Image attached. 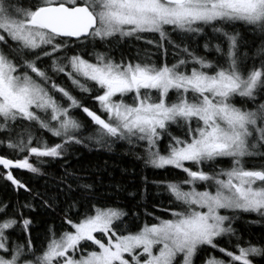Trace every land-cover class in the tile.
<instances>
[{
	"label": "snow or ice",
	"instance_id": "obj_1",
	"mask_svg": "<svg viewBox=\"0 0 264 264\" xmlns=\"http://www.w3.org/2000/svg\"><path fill=\"white\" fill-rule=\"evenodd\" d=\"M237 23L264 33V0H0V146L27 153L0 154V176L15 191L59 206L57 195L44 199L12 169L41 174L37 164L82 143L83 124L72 114L78 108L94 125L90 142L126 141L142 150L146 164L184 174L153 181L170 194L169 204L145 210L151 222L129 230L121 227L123 208L91 195L88 177L65 169L57 192L70 193L75 183L90 195L86 203L69 197L61 228L49 225L40 245L33 244V220L25 215L35 206L0 200V264H197L198 257L199 264H254L264 256V243L244 240L233 227L240 213L264 220V165L246 166L247 158L264 156V45L241 52L240 34L229 30ZM206 27L221 40L203 44L216 58L172 38L200 36ZM130 37L149 48L116 57L96 47ZM60 75L81 96L97 93V109L57 83ZM43 131L59 142L49 144L38 135ZM223 158L230 166L215 164ZM20 233L23 239H15ZM220 238L234 250L220 247ZM209 248L222 255L206 253Z\"/></svg>",
	"mask_w": 264,
	"mask_h": 264
},
{
	"label": "trees",
	"instance_id": "obj_2",
	"mask_svg": "<svg viewBox=\"0 0 264 264\" xmlns=\"http://www.w3.org/2000/svg\"><path fill=\"white\" fill-rule=\"evenodd\" d=\"M229 30H234L240 34L239 43L241 45V52L247 51L251 55L258 47L264 45V33L248 25L237 23L231 26ZM157 38L154 34H145L144 37L145 40H156ZM172 38L178 43L183 39L198 55H204L209 58H216V53L214 50L206 51L203 48V44L206 40H210L211 43L221 42L210 27H206L205 33L200 36L190 38L181 37L173 33ZM96 47L101 51L111 49V54L119 57L121 52L134 55L138 49L149 48V45L145 44L144 40L130 37L110 39L105 45H101L98 42ZM87 50L92 51L91 46ZM150 50L156 51L155 48H150ZM168 60L172 62L171 55H169ZM249 64H251V61H249ZM56 82L71 91L73 95L81 98L85 106L92 110L97 109V105L92 100V96L97 93L92 92L91 94L81 96L79 90L73 89L71 82L64 75L57 77ZM237 102L239 103L240 101L237 100ZM72 114L83 124V129L79 133L83 141L82 143L68 145L67 151L62 158L48 159L44 164H37L41 168V174H32L27 169H12L13 175L16 178L21 179L33 191L44 194V199H47L48 195H57L59 206L54 208L42 206L40 199L33 200L26 192L15 191L11 182L0 176V200H20L21 202H31L35 206L33 211L25 212V215L30 216L33 220L30 231L34 245H40L44 242L49 225L55 226L58 230L61 228L63 223L61 219L63 215L62 209L66 206L69 197L76 200H84L86 203L85 197L90 195L78 189L75 183L73 184L72 192L69 193L66 189L57 192V181L63 175L65 169L70 172L86 175L88 179L84 183L92 184L95 190L91 195L102 197L107 203L115 202L119 207L123 208L128 215L124 218V225H121V227L126 226L129 230H136L138 225L144 220L151 222V218L145 216V210L151 213L154 211V206L167 207L169 204V200L171 199L170 194L165 191L163 186L157 185L153 181H161L166 178H184L183 172L172 166L160 169L146 164L142 150L139 147H130L126 141L117 140L111 144L104 145L90 142L87 137L89 133L94 131V125L90 118L79 108ZM169 130L175 135H180L179 129L175 126H172ZM38 135H43L49 144L59 142L58 139L51 136L47 131L38 133ZM166 143L167 138L165 137L161 142L162 150ZM261 151H264V149H261ZM0 154H7L10 158L16 159L23 158L27 153L17 154L9 152L0 146ZM29 160L33 163L36 162L33 156H30ZM215 164L220 167H228L230 166V160L228 158L218 159ZM261 165H264V156L258 155L246 160L247 167L259 168ZM205 170H210V168L206 167ZM3 171V168L0 167V172ZM69 182L72 183L71 181ZM117 185L119 187H116ZM161 214V212L156 211V215ZM257 220L260 222H250ZM233 227L239 230V234L244 240H250L253 243H264V220H261L256 214H238V218L233 222ZM14 238L18 240L23 239V234L20 233ZM236 242L233 239L231 244L234 245ZM217 243L220 247H229L230 250H234L230 246L228 238H220ZM205 251L208 254L216 256L222 255L218 250L210 248ZM201 255H204V253ZM197 264H199V257L197 258ZM254 264H264V256L254 258Z\"/></svg>",
	"mask_w": 264,
	"mask_h": 264
}]
</instances>
